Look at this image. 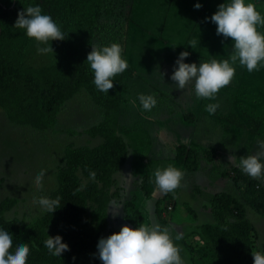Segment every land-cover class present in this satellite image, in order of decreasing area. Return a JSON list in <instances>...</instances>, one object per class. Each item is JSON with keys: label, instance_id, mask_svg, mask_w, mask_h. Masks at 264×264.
I'll return each instance as SVG.
<instances>
[{"label": "trees", "instance_id": "trees-1", "mask_svg": "<svg viewBox=\"0 0 264 264\" xmlns=\"http://www.w3.org/2000/svg\"><path fill=\"white\" fill-rule=\"evenodd\" d=\"M135 1L0 0V109L4 111L9 122L39 131L54 130L62 108L80 91L86 92L95 104L104 109V118L98 124L81 131H67L70 135L85 134L93 139L98 138L99 141L96 145L70 143L65 146L61 163L56 170V189L45 195L48 198H58L59 208L53 213L46 210L43 216L23 223L20 219H8L5 216L16 205L17 200L10 197L0 199V225L8 227L13 232L12 247L20 242H29L27 264H79V259L83 256H91L92 262L89 264H102L98 258L96 245L100 237L114 233L108 228L109 217L106 210L110 199L115 196L110 192L113 176L127 164L131 147L134 149V158L138 160V156L140 157L137 166L153 167L154 170L157 166L163 167L161 165L163 156L158 151L152 152L150 148L152 143L146 145L148 148L136 146L138 141L143 144L138 134L141 131L147 135L152 134L157 126L160 130H164L168 125L173 129L177 128L171 125V122L178 117L175 111L178 105L175 102L176 106L171 107L169 105H172V102L166 103L162 100L159 108L152 109L151 112H145L140 108V112L134 114L132 109L141 107L138 100L135 104L132 103L138 94L144 91L145 94L154 93L157 100H161L163 94L157 87L149 92L146 87L149 84L146 83L138 87L132 85L136 66L130 60L127 69L114 77V86L109 89L108 94L98 91L93 83V71L86 61L87 53L75 48L72 41L68 42L62 64L44 67L29 65L27 58L30 56V50L38 43L28 37L24 29L15 27L17 14L28 6L39 4L43 11L53 14L66 32L69 31L68 39L81 36L86 41L98 40L102 44L120 43L128 40L129 34L122 31L120 16L118 18L112 14V4L115 9L118 7L117 3L121 6L131 4L134 8ZM201 1L202 7L192 16L188 26L179 25L183 33L182 41L165 40V43L170 45L169 48L176 45L173 53L166 55L168 59L171 57V62L176 60L178 53H175V50L180 47L188 49V52L191 50L194 52V56L189 55L190 58L185 61L188 63L199 64L198 60L225 59L230 55L231 37L224 39L222 35H217L216 25L205 20V17H210L224 0ZM148 2L149 0L146 3ZM254 2L257 9L264 14V0ZM181 16L177 15L179 20ZM259 30L264 31V27H260ZM162 31L163 29H160V33ZM192 42H195L194 49L189 45ZM123 55L125 58L135 60L124 51ZM170 66L172 74L174 63L172 62ZM238 68L233 80L240 81L239 85L230 84L227 87L229 91L225 88L219 91L212 102L223 107V111L221 109L217 111V117L225 121L228 130L232 127H238L241 131L249 129L251 134L261 138L264 136V94L261 98L256 96L255 89L246 84L248 82L246 75L239 73ZM174 83L171 80L169 90L172 87L176 88ZM189 91L191 97L185 96L187 105L193 102L202 106L205 103L196 97L193 88ZM171 97L173 100L178 99L175 95ZM195 99H198L197 103ZM209 102L210 100H206V104ZM192 143L185 142L187 152L183 160L180 156L185 151L184 148L180 147L177 150L178 162L175 161L182 167L187 165L185 162L191 160L189 145L194 149ZM146 156L150 161L149 165L145 164L147 161L144 162ZM91 173H95V176L93 177ZM237 173L241 177L243 175L244 179L241 182L244 183L247 176L245 177L239 169ZM234 185L240 186L237 182H234ZM156 186L152 176L145 174L142 176L139 188L144 197H148ZM249 188L254 189V186L249 184ZM213 199L214 208L220 209L221 203H225L226 207L222 208V212L234 217V220L222 218L217 228L212 225L204 226L205 238L212 241V244H206V248L214 255L212 264H246L251 257L250 234L254 231V225L244 215L245 207L231 195ZM160 201L164 203L165 198L157 200L155 204L157 216L166 208V205L160 208ZM133 217L142 223L140 208H137ZM124 221H128L126 217ZM47 235H60L63 238L62 242L68 244L69 250L60 256L52 255L43 243ZM183 247L186 250L185 243Z\"/></svg>", "mask_w": 264, "mask_h": 264}, {"label": "rangeland", "instance_id": "rangeland-1", "mask_svg": "<svg viewBox=\"0 0 264 264\" xmlns=\"http://www.w3.org/2000/svg\"><path fill=\"white\" fill-rule=\"evenodd\" d=\"M137 1L138 4H136ZM200 1L149 0L147 4V0H136L135 6L133 5L134 8L131 4L121 6L116 2L118 4L116 9L112 4V14L118 16V18L120 16L122 31L129 34L128 40L120 41V44L124 53L130 54L135 59L133 61L128 57L126 58L136 66L135 74L132 77V85L138 87L141 84H143L142 86L145 83L149 84L146 86L149 92H152L156 87L158 88V91L163 94V98L158 99L157 106L154 109L162 105V100L166 103L167 101L172 102V105H169L171 107L177 104L178 108L175 111L178 117L172 120L171 125L174 127L181 125L180 129L188 130V134L178 137L184 141L175 144L174 151L171 148L172 145L165 146L164 142L170 137L172 141L175 140L177 138L175 135L179 132V129H173L168 125L160 133V130L156 127L159 133L152 132L153 134H149V139L147 137L148 140L153 141V153H156L159 149H165L162 153L163 162L161 165L173 164L184 171L180 187L173 192H161L156 186L148 197H144V194L139 191L140 180L133 179L130 170L136 167L138 173L150 175L154 178V168L142 167V165L134 166V163H138L140 157L138 156V160L134 158V149L131 147V152H129L126 161L127 164L116 173L110 188V192L115 196L110 199L109 206L107 205V215L110 221L108 228L110 231L118 232L121 226L125 224L136 227L139 225V221L133 216L137 208H140L142 223L148 222L167 226L170 228L173 237L177 233L182 236V239L177 243L182 248L181 255L185 258L186 264H212L214 263V255L206 248V244H212V241L210 238H205L204 226L212 225L217 228L221 224L222 218L234 220V217L222 212V208L226 207L225 203L220 201V209L213 206V197L231 195L236 197V200L245 207L244 215L254 225V231L250 234L252 241L251 257L246 262V264H252V253L264 249V177H251L244 173L247 179L242 183L243 175L241 177L237 173L238 169H241L232 163L229 157L235 155L239 158L251 154H264V136L259 138L251 134L249 129H242L241 131L238 127H232L228 130L225 127V121L217 117V111L220 109L223 111L220 104H218L219 107L214 114H209L206 111V105L214 103L212 100L206 104L207 99H202L205 102L202 106L195 105L193 102L187 105L185 96L191 97L189 90L193 88L192 84L186 85L184 89L172 87L169 90L172 70L170 64L175 61L171 62V57L166 58L167 53H173V48H169L170 45L165 43V40L171 42L182 41L183 33L179 25L182 27L188 26L192 16L196 15L198 11L193 5L197 2L200 3ZM188 10H192V12ZM177 15H182L180 20ZM174 16L176 17L174 18ZM172 23H177V25ZM160 29H163L161 33ZM69 41H72L75 48L87 54L91 51L92 43L97 45L111 44H102L98 40L86 41L81 36L63 40L55 38L51 41L53 52H40L38 51V44H36L30 50L27 63L34 67L62 64ZM185 50L188 51L186 48H176L175 53L179 54ZM189 53L190 56H194L192 50ZM189 58L187 57L185 61ZM238 67L240 69L239 73L246 75L248 87L255 89L256 96L261 98L264 94V68L249 73L246 68ZM239 83L240 81L234 82L232 80L230 84L238 86ZM243 83L245 85V80ZM230 84L219 91L224 88L229 91L227 87ZM174 95L178 98L177 100L176 98L171 99V96ZM195 100L197 103L198 99ZM181 106L183 107L181 108ZM185 106L188 108H185ZM140 108L132 109L133 113H139ZM195 111L198 113H194ZM103 118L104 109L95 104L84 91L77 93L64 105L54 130L39 131L29 126L13 124L9 122L4 111L0 109V199L10 197L17 200L16 205L5 214L8 219L16 218L23 223H29L43 216L46 210L41 206L39 200L56 189V170L61 163L65 146L70 143L96 145L99 141L98 138L93 139L85 134L78 135V133H75L70 135L67 131H81L98 124ZM146 135L143 131L138 134V138L143 143L140 144L138 141V145H136L138 148H148L146 146L148 144ZM190 139L193 141L192 145L194 146L193 149L189 145L191 160L185 162L187 165L182 167L181 164H177V150L180 147L184 148L185 151L180 156L183 160L187 152L185 142L188 143L187 140ZM147 159L146 156L144 162L147 161L145 164L149 165L150 161ZM41 170L45 173L43 187L37 188L35 176ZM189 172L199 174V176L193 178ZM125 175L126 177H124ZM234 182L239 183L240 186L236 187ZM191 183L194 184L193 187H191ZM249 184H252L254 189L249 188ZM160 198H165L164 203L160 201V208H163L164 205H166V208L161 209L162 214L157 216L155 204ZM113 203L120 206L114 208L111 205ZM186 207L191 208L192 211L188 213L185 210ZM113 212L117 214L113 216ZM125 217L132 223L124 221ZM194 219L197 222L196 224L200 223L196 227L193 226ZM105 233H108V229ZM184 243L186 244V250L183 247ZM80 259L79 264L92 262L91 256H83Z\"/></svg>", "mask_w": 264, "mask_h": 264}, {"label": "clouds", "instance_id": "clouds-1", "mask_svg": "<svg viewBox=\"0 0 264 264\" xmlns=\"http://www.w3.org/2000/svg\"><path fill=\"white\" fill-rule=\"evenodd\" d=\"M193 6L199 9L202 4L197 2ZM205 20L216 25L217 35H222L224 39L231 37L230 55L225 59L200 60L197 64L185 62L190 53L187 50L181 51L174 62L170 79L175 82L177 89H184L186 85L192 84L197 98L214 100L219 90L232 82L237 66L246 68L249 73L264 68V31L259 30L264 27V14L257 9L254 0H224L210 17H205ZM15 27L24 29L28 37L37 41L40 52H53L51 41L55 38L63 40L69 33L51 12L43 11L39 4L18 12ZM189 45L194 49L195 42ZM86 61L93 71V83L97 90L107 94L114 86V77L128 67L123 47L118 42L109 45L92 43ZM137 100L145 112H151L158 103L154 93H140L132 103L135 104ZM218 107L217 103H209L206 105V111L214 114ZM229 160L246 175L264 177V154L239 158L232 155ZM44 175L41 170L35 176L37 188L43 187ZM91 175L94 177L95 173ZM183 176V169L173 164L154 170V182L160 191L165 193L179 188ZM39 203L52 213L60 207L58 198L43 197ZM111 205L114 208L120 206L114 203ZM116 214L113 212V216ZM62 239L60 235H47L43 243L52 255L60 256L69 250L68 244L62 242ZM180 239L182 236L177 233L173 237L167 226L148 222L139 223L136 227L125 224L118 232L100 237L96 248L102 264H186L181 255L182 248L177 243ZM13 242V232L0 225V264H27L29 242H20L14 248ZM252 257L253 264H264V249L255 251Z\"/></svg>", "mask_w": 264, "mask_h": 264}, {"label": "crops", "instance_id": "crops-1", "mask_svg": "<svg viewBox=\"0 0 264 264\" xmlns=\"http://www.w3.org/2000/svg\"><path fill=\"white\" fill-rule=\"evenodd\" d=\"M194 0H191V2H193ZM202 3H204L203 1H201ZM148 121H150V120H148ZM182 126L180 125H178L177 126V130L179 131V132H177L176 133V135L175 136H177V138L175 139V140H173L172 141V138L170 137V139H168L166 142H164V145L165 146H170V145H172V149H173V151H174V148H175V146L177 145V144H179V141L181 142V141H184L183 139H179L178 137H181V136H184V134L186 135V134H188V130H186V129H184V128H182V130L180 129ZM157 128L160 130V127L159 126H157ZM153 132H158L159 133V131L156 129V127L153 129ZM160 133H161V130H160ZM153 134V133H152ZM156 135H158V134H156ZM147 137H148V139H149V134L148 135H146V139H147ZM173 137V136H172ZM146 140V141H148L147 143H153V141H150V140ZM168 141H170V143H168ZM188 142H191L192 140L190 139V140H187ZM193 142V141H192ZM234 143V142H233ZM176 144V145H175ZM235 144V143H234ZM231 147V146H230ZM151 148V150H152V148H153V146L152 147H150ZM159 153H163V151H165V149H159V150H157ZM134 166H137V164L136 163H134ZM123 168V167H122ZM121 168V169H122ZM120 169V170H121ZM119 170V171H120ZM119 171H117V172H119ZM116 172V173H117ZM130 172H131V177L133 178V179H138V180H141L142 179V176H143V173L142 174H140V173H138L137 171H136V167L135 168H133V170L131 169L130 170ZM116 173L114 174V176L116 175ZM187 173V172H186ZM190 173V172H189ZM190 175H191V177H193V178H195L196 176H199V174H195V173H190ZM114 176H113V179H114ZM124 177H126V175L124 176ZM137 177H139V178H137ZM188 180V179H187ZM140 182V181H139ZM193 185L194 184H192L191 183V187H193ZM139 189V188H138ZM139 191H140V189H139ZM161 199V198H160ZM150 201V200H149ZM109 204H110V202H109ZM109 206V205H108ZM187 209H185L188 213L189 212H191L192 211V209L191 208H188V207H186ZM108 209V208H107ZM106 209V210H107ZM209 213H211V212H209ZM193 214V213H192ZM193 218H194V214H193ZM193 222H194V227H196L197 225H199V224H196L197 222L195 221V219L193 220ZM109 224H110V221H109Z\"/></svg>", "mask_w": 264, "mask_h": 264}]
</instances>
